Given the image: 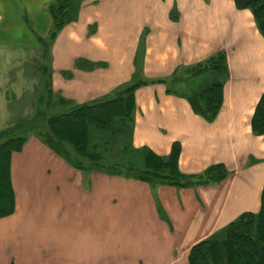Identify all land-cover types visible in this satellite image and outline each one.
<instances>
[{
  "label": "crops",
  "instance_id": "obj_1",
  "mask_svg": "<svg viewBox=\"0 0 264 264\" xmlns=\"http://www.w3.org/2000/svg\"><path fill=\"white\" fill-rule=\"evenodd\" d=\"M54 1L0 0V82L9 57L40 51ZM221 50L228 78L208 122L168 85ZM49 66L54 93L78 104L138 75L131 145L166 156L177 142L181 173L222 164L227 175L156 187L99 171L86 179L30 136L10 160L15 209L0 218V264H189L194 244L259 210L264 136L251 117L264 93V37L249 9L234 0H80L50 44ZM208 74L190 82L201 88Z\"/></svg>",
  "mask_w": 264,
  "mask_h": 264
},
{
  "label": "trees",
  "instance_id": "obj_2",
  "mask_svg": "<svg viewBox=\"0 0 264 264\" xmlns=\"http://www.w3.org/2000/svg\"><path fill=\"white\" fill-rule=\"evenodd\" d=\"M234 3L239 9L251 11L256 27L264 37V0H234ZM79 4L80 0H55L49 4L53 25L47 39L39 40L42 61H49L52 40L64 24L76 19ZM191 69L184 78L175 76L168 85V91L187 98L193 110L210 122L220 109L223 83L228 78L225 52L218 51ZM37 70L41 72L42 92L35 100L33 111L26 118L0 130V218L15 209L10 177L11 156L21 150L31 135L73 168L82 171L85 177L99 171L138 179L156 187L160 184L186 186L219 182L227 175L222 164L211 165L197 175L181 173L177 165L180 153L177 142L172 144L166 156H158L147 148H134L131 145L134 92L143 84L138 75L110 95L78 104L54 93L50 66L45 67L42 63ZM206 71L214 74L213 81L195 88L190 80ZM44 75L47 77L44 78ZM174 82L185 85V90H174ZM251 129L257 135L264 134V93L251 117ZM126 134L129 143L115 145L114 142ZM115 147L120 158L110 156ZM129 150L137 153V159L125 154ZM188 260L189 264H264V185L257 212L240 214L218 233L194 244Z\"/></svg>",
  "mask_w": 264,
  "mask_h": 264
},
{
  "label": "rangeland",
  "instance_id": "obj_3",
  "mask_svg": "<svg viewBox=\"0 0 264 264\" xmlns=\"http://www.w3.org/2000/svg\"><path fill=\"white\" fill-rule=\"evenodd\" d=\"M46 42L48 43V40ZM41 50L38 53H26L24 56L20 57H9V62L5 65V69L8 72V78L7 80H2V82H0V103L2 104L0 105V111H2L0 112V130L12 125L19 119L26 118L33 111L35 100L42 92L41 72L40 70L38 71L37 68L38 66L40 67L42 63L45 67L49 66L48 59L42 61ZM7 58L8 55L5 54V59ZM1 60L2 58L0 57V61ZM191 70L192 69L188 68V70H185L183 73L187 76ZM46 77L47 76L44 75V78ZM210 78H214V74H208V82L211 81ZM201 79L205 80L206 78L201 77ZM183 86L185 85H180L178 82L172 84L173 89L180 92L185 90H183V88L186 86ZM128 140L126 134V136L118 138V142L114 143L115 145H120L121 142L128 144ZM116 147L110 152L111 158H117V156L118 158L121 157L119 154L117 155ZM125 154L130 158L137 159L138 157L136 152L130 150L125 151ZM134 160L135 159H133V161ZM86 179H88V177H86Z\"/></svg>",
  "mask_w": 264,
  "mask_h": 264
}]
</instances>
